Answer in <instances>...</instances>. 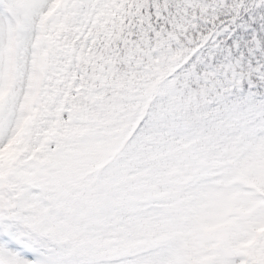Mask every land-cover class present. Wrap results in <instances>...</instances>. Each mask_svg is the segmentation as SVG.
Instances as JSON below:
<instances>
[{
	"label": "snow or ice",
	"instance_id": "1",
	"mask_svg": "<svg viewBox=\"0 0 264 264\" xmlns=\"http://www.w3.org/2000/svg\"><path fill=\"white\" fill-rule=\"evenodd\" d=\"M0 264H264V0H0Z\"/></svg>",
	"mask_w": 264,
	"mask_h": 264
},
{
	"label": "trees",
	"instance_id": "2",
	"mask_svg": "<svg viewBox=\"0 0 264 264\" xmlns=\"http://www.w3.org/2000/svg\"><path fill=\"white\" fill-rule=\"evenodd\" d=\"M225 60L224 57L220 54H215L214 57L208 61L205 62V64H210L212 68H218L220 65L224 64ZM205 64H201L198 65L197 69H196V75H202L204 70H205ZM225 71L223 69L220 70V79L222 80L224 75H225ZM195 86V85H193Z\"/></svg>",
	"mask_w": 264,
	"mask_h": 264
}]
</instances>
